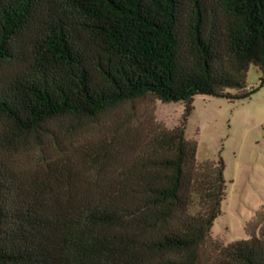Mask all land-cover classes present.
Returning a JSON list of instances; mask_svg holds the SVG:
<instances>
[{
	"label": "trees",
	"instance_id": "16d2710c",
	"mask_svg": "<svg viewBox=\"0 0 264 264\" xmlns=\"http://www.w3.org/2000/svg\"><path fill=\"white\" fill-rule=\"evenodd\" d=\"M260 87L264 0H0V264H264V220L211 237L224 160L186 136L194 96Z\"/></svg>",
	"mask_w": 264,
	"mask_h": 264
},
{
	"label": "rangeland",
	"instance_id": "374dc122",
	"mask_svg": "<svg viewBox=\"0 0 264 264\" xmlns=\"http://www.w3.org/2000/svg\"><path fill=\"white\" fill-rule=\"evenodd\" d=\"M258 71L251 66L247 86L258 83ZM188 116L187 138L197 142L196 159L224 160L225 197L221 214L215 219L211 237L223 243L245 238V224L264 220V87L249 97L235 101L196 95ZM183 106L180 102L144 99L136 103L135 115L141 121L152 119L166 127L179 124ZM46 156L52 155L44 144ZM19 155L21 162H38V150L28 147Z\"/></svg>",
	"mask_w": 264,
	"mask_h": 264
}]
</instances>
